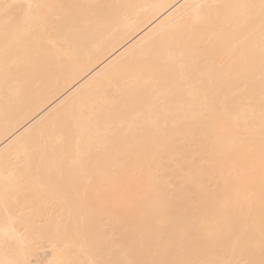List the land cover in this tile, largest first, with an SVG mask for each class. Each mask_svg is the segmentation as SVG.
<instances>
[{
	"label": "bare ground",
	"instance_id": "6f19581e",
	"mask_svg": "<svg viewBox=\"0 0 264 264\" xmlns=\"http://www.w3.org/2000/svg\"><path fill=\"white\" fill-rule=\"evenodd\" d=\"M0 264H264V0H0Z\"/></svg>",
	"mask_w": 264,
	"mask_h": 264
}]
</instances>
